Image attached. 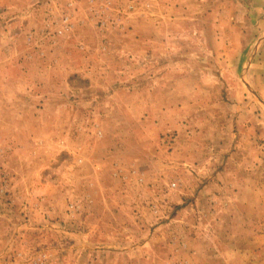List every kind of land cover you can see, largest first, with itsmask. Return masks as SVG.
<instances>
[{"label":"rangeland","instance_id":"1","mask_svg":"<svg viewBox=\"0 0 264 264\" xmlns=\"http://www.w3.org/2000/svg\"><path fill=\"white\" fill-rule=\"evenodd\" d=\"M262 62L264 0H0V264H264Z\"/></svg>","mask_w":264,"mask_h":264},{"label":"crops","instance_id":"2","mask_svg":"<svg viewBox=\"0 0 264 264\" xmlns=\"http://www.w3.org/2000/svg\"><path fill=\"white\" fill-rule=\"evenodd\" d=\"M249 65H250V67H249ZM260 65V62H259V60H250V61H248L247 62V64H246V76H248L250 79L251 78H253L254 79V75H253V71H252V69H251V67H253V66H259ZM261 65L263 66L262 67V70L259 72H257L258 74V76H259V78L260 79H262V81L264 82V62H262L261 63ZM249 67V68H248ZM256 75V76H257ZM255 80V79H254ZM251 81V80H250ZM252 82V81H251ZM248 85V86H247ZM247 87H249L250 86V84H248L247 83ZM255 87V89L257 90V92L260 94V96H261V94H263L264 95V86L263 87H261V86H254Z\"/></svg>","mask_w":264,"mask_h":264}]
</instances>
